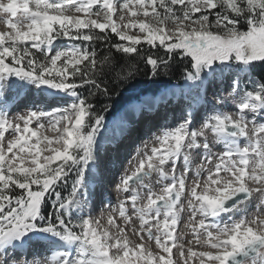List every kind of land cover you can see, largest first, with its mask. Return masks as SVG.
Wrapping results in <instances>:
<instances>
[{"label":"snow or ice","instance_id":"1","mask_svg":"<svg viewBox=\"0 0 264 264\" xmlns=\"http://www.w3.org/2000/svg\"><path fill=\"white\" fill-rule=\"evenodd\" d=\"M0 13L7 17V30L0 31V76L26 78L76 97L63 108L0 118V242L20 237L44 221L41 230L80 241L88 249L91 258L74 264H173V247L179 254L176 264L181 259L183 264H229L242 252L254 253L264 264V124L247 118L245 110L256 107L247 101L238 104V115H212L198 130H190V121L185 120L165 131L156 137V143L167 144L162 153L145 145L131 175L121 177L116 185L119 191L131 193L132 214L127 199L118 207L123 224L112 212L106 218L70 217V205L81 186L84 166L94 159L95 136L107 111L104 105L97 110L92 101L109 97L140 71V63L150 76L168 74L173 60L180 57L189 65L185 74L197 78L202 69L215 64L264 61V0H33L32 6L29 0H0ZM114 14L120 24L113 20ZM169 24L173 27L167 28ZM136 28L145 35H129ZM61 37L90 43L49 54L47 46ZM141 39L151 48L164 49V55L138 47ZM113 50L129 56L136 53V65L113 75L118 67ZM234 91L235 87L229 95ZM262 93L264 86L246 95L261 100ZM42 121H47L53 136L40 131ZM33 122L35 128L30 127ZM230 129L242 142L213 151L209 133L217 140V134ZM197 147L204 150L203 160L188 184L190 168L185 165ZM181 158L184 171L177 174ZM141 173L145 177L156 173L171 182L155 192L144 179L139 183L146 190L142 195L130 186ZM185 192L187 207L181 202ZM238 193L259 194L261 212L223 227L211 224L207 216L227 211L224 202ZM243 203L238 200L232 207ZM45 204L51 209L47 215ZM186 210L191 215L185 227L191 229L200 250H194L191 241L186 242L188 247L178 243L183 235L177 225ZM129 227L138 243L129 239ZM145 237L158 253L146 246ZM0 264L36 261L8 260L0 253ZM41 264H48L47 259Z\"/></svg>","mask_w":264,"mask_h":264},{"label":"rangeland","instance_id":"2","mask_svg":"<svg viewBox=\"0 0 264 264\" xmlns=\"http://www.w3.org/2000/svg\"><path fill=\"white\" fill-rule=\"evenodd\" d=\"M5 2H7V0H5ZM18 2H20V0H18ZM29 2H30V6H32L33 0H29ZM50 2H59V0H50ZM81 15H83V14H81ZM93 18H95V17H93ZM6 19H7V17L3 13H0V31H6L7 30V27L5 24ZM113 20L116 21L117 24H120V21L118 20V18L115 14L113 16ZM172 27H173V25H171V24L167 25V28H172ZM107 30L110 32V29H107ZM97 31H100V30H97ZM133 34L139 35L141 37L143 35H145V34H141L139 32L138 28L132 29L131 31H129V35H133ZM88 43H90V42H85L83 40L68 39V38L61 37V38L55 39L52 42V44L48 45L47 47L49 49V54H55L56 52H58L60 50L67 49V48H75L77 46L82 47ZM142 44L147 45L146 41H144L143 39H141V45ZM157 44H158V42H157ZM159 49L164 50L162 48H159ZM236 62H238V61L232 60V61L228 62V63H230V65H227L226 63H222L219 65L215 64V65L211 66L210 68H204L201 70V72L199 73L197 78H190V82L189 81H187V83L185 82V84L188 85L187 89L192 88V85L194 86V85H197V83L199 84L198 88H195L191 91V94H192L191 96L197 98V101L195 104L199 105L202 102V105H201L202 107L200 106L198 108V110L200 108L201 109L198 111L197 115L194 118L193 117L189 118L188 116L190 113V111H189L190 108L188 106L187 112L183 111L175 119V121H173V123H175V125L179 123L178 126H180L185 120H188V121L191 120L190 124H189L190 130H198L200 127L194 129V127H192L190 125L194 123L195 127H197V124H199V126H201L208 117L215 115V114L222 115L224 113H227V114L236 116V115H238V111H240V109L238 108V104L240 102L247 101L250 104H254L256 106L255 109L250 108L248 110H245V114L247 115V118L249 120H254L258 124H264V102H263V99L255 100L254 98L246 95L248 92L259 91L261 84L253 75L251 67H248L249 65L245 66V64L241 63L240 65H241L242 69H239L238 71H236L234 69V67H235L234 63H236ZM217 66H219L222 70H224L225 68L232 70V74H228L227 76H223L218 71ZM219 75H221L220 78H219ZM219 79H221V80H219ZM198 80H199V82H197ZM234 82H235V84H234ZM41 85L42 84H38L35 81L28 80L26 78L17 77L15 75L0 76V99H5L6 98L5 96H8V95L9 96L10 95L15 96V95L20 94V93L21 94L25 93V95H27L26 97L31 98L33 96V94L36 91H38V89L40 88ZM187 85H185V87H187ZM234 87H235V91L230 96L229 93L232 92ZM182 92H185V90H182ZM134 94H136V93H134ZM137 94H139V93H137ZM203 95H207V98L204 97ZM139 96H140V94H139ZM150 97L151 96L149 95V93L146 95H142L140 97V99L138 100V102L141 104L145 103L148 105ZM69 98L70 99L67 101V103L65 105H63L64 107H66L68 103H71L73 100H75L74 96L69 95ZM24 102L27 103L28 99L23 100V102H21L19 107L12 106V108L10 110H6V111H3L1 109L0 110L1 111L0 112V118L6 117V118H9V120H12L15 116L25 114L28 111H32V110L46 111L44 109V107L43 108L40 107V103H38L37 101H34L33 103H31V104L35 103L36 108L31 107V106L30 107L21 106V105H23ZM120 111H121V109H120ZM149 112H150V110L141 111V113L137 116V120H135L134 114L129 117V119H131V118L134 119L133 124H130L128 126L127 132H125V134L123 135V138L121 140L115 141L117 143V145H120L122 147V149L124 148V151L120 152L121 153L120 157H122L123 161L121 162V164L118 166L117 170L115 171L116 179H115V185L112 186V193L111 192L108 194L106 193L103 197H100L98 194V196H99L98 197L96 195V191L98 189H101L102 187L101 188L96 187V189L94 190V194H95V199H97V202H95L93 204H89V205L86 201V197L88 198L86 192H88V190H89L88 182L92 180V176H90V180H89V174L92 172V168L90 167L92 160L89 161L86 166H84L83 179H82L81 186L78 190L77 197L74 199V201L70 205V217H71V219L77 220V219H81V218H87L90 216L100 217L101 215L105 216V218H106L108 213L112 212L117 218V223L123 224V221L119 219L118 207H119L120 202L122 200H125V199L128 200V203L126 204V208L129 210V214H132L131 213L132 205H131V200H130L131 193H125L124 194L123 191L117 190V187H116L117 183L120 181V179H121V177H123V175H131V172L135 169L136 164H137V159H136L137 153L143 152L145 145L148 146V149L150 151L151 147H153L154 144H157V145L159 144V143H156V137H158L160 135L162 136V134L165 132L166 129H167L166 131H170V130H174L176 128V126L173 124L174 126L173 125L171 127L167 126V127H165L166 129L164 128L163 130L160 129L162 124L156 123L157 119L155 118V116L156 115H162V113L158 114L156 112H152L151 116L145 117V115ZM117 113H119V111ZM117 118H118V116H117ZM129 119H128V121H129ZM143 120L147 123L146 125L148 128L146 130H144L143 132H140L139 134H136L134 136V139L138 140V142L136 143L134 141V143H133L131 140L127 144H125L126 141L129 140L130 137L133 135L130 133L132 131V129H133V133H135L137 130L140 129L141 126H144V128H146V125L144 124ZM85 121H87V116L85 117ZM136 121H140V123L136 125L137 128H135L136 126L134 125ZM43 123H44V128L40 129V131L43 132L45 135L53 136L54 132L48 127L47 121H43ZM124 123L125 124L121 125L122 127L120 126L121 127L119 129L120 133H118V135H120L122 133V131L124 130V126L126 125L127 121ZM195 123H197V124H195ZM101 125H102L101 127H103V132L109 126L108 123H106V122H102ZM168 125H170V124H168ZM30 127L35 128L36 127L35 122H33V124H31ZM116 129H118V127H116ZM100 132H101L100 130L97 131V133H96L97 138H95V141H94V150H96L97 154L101 153V148H100V152H98L97 151V145H96V144H98V142H100L99 140H101V137H99ZM231 133H232V130H228V131H226V133H222L221 135L217 134L218 135L217 140H216L214 134L209 133L210 134L209 142L213 147V151L219 152V151H223V150L231 147L230 145H227V144H221V145L219 144L218 145V143L220 142L219 140H221V138L222 139L224 138L225 140H227L230 137L231 142H236V143L242 142L241 138L235 137ZM114 135H115V133H107L106 135H104L102 137V139L103 138L107 139L105 137H113ZM6 137H8L9 139L11 138L10 136H8L7 131H6ZM33 140H34V138H33ZM115 140H116V138H115ZM221 142H223V141L221 140ZM41 146L43 147V144ZM94 150H93V156L95 154ZM203 151H204L203 149L197 147L195 150H192V152L189 154L190 163H189V165H187L190 168V172L187 174V183L188 184H191L193 178L195 177L196 169L201 164L200 161L202 159L201 157H203ZM116 157L117 158L119 157L118 152L116 153ZM95 158H97L96 155L94 156V159ZM178 163H179V165L180 164L182 165V168L180 167V169H179L180 171H178L177 174L182 173L184 171L183 160L181 159ZM89 167H90V170L88 173ZM168 167L170 168V165ZM122 172H125V173H122ZM141 174H142V179L139 181H135L133 183H130V186L136 187L138 190L141 191L142 195L144 194V192L146 190L142 189L140 187L139 183H142L144 179H145V183L149 184L152 187L153 191H155V192H159L160 189L163 187V186H161L160 183H164V182L159 180L158 174L154 173L151 177H145V175H146L145 173H141ZM108 175H109L108 172H106L104 176H108ZM147 175H150V174H147ZM206 176H207V173L206 172L203 173V177L206 178ZM166 183H170L169 180H166ZM113 187H115L116 189L115 188L113 189ZM83 194H85V195H83ZM103 194H104V192H103ZM188 195L189 194L187 192H185L181 196V202L185 204V207H187V200L185 199V197ZM258 196H259V194L251 195L247 200L244 201L242 206L238 205L239 208L235 212H234V210L233 211L232 210L226 211L225 213L227 215L228 214L229 215L227 216L225 214V217L222 220L219 219V221H215L214 218H208L209 215L207 216V220L211 224L217 225V227H223V226H227V225L232 224L233 222L241 219L242 217L256 215V214L261 212V210L258 208V205L260 203V201L258 200ZM118 197H120L119 198V199H121L120 201H119ZM114 201L116 202V204H114ZM230 211H232V214L230 213ZM262 214H264V213H262ZM190 215H191L190 212L187 210L181 213V220L177 225V232L182 233L183 238L180 241H178V243H184L185 247H188L189 245L186 242L191 241V246L194 248V250H200L199 247L195 244V237H194V234L191 232V229L188 227H185L186 224L190 223V220H189ZM161 219H162V217H161ZM44 223H45L44 221H39L36 228L25 232L22 236H24L25 234L26 235H28V234L33 235L37 232L38 233L45 232L46 235L52 236L55 239H57V238H58V240L61 239L60 235H57L55 232H48V231L41 230ZM134 226L137 229L139 228V221L138 220H135ZM126 231L128 233L130 240H132L134 243L139 242L137 237L133 234L131 227L126 229ZM203 238H206V237H202V239ZM66 242L70 244V247L62 252V256L60 257V260H62V258H66L69 260L70 264H74V262L77 259L87 260V259L91 258L90 254L88 252V249L82 244V242L75 241V240H72V241L66 240ZM145 244H146V246L150 247L154 253H158L160 251L155 246L154 242L149 243L147 241L146 237H145ZM36 251L37 252H35V253L31 252L30 254H27V255H17V254L10 252L8 250L6 254H4V253H2V254L8 260H19L20 258H23L25 261L35 260L36 264H41L42 261L47 259V256H46L47 254L43 253V251L41 249H38ZM178 256H179V254L176 252V248L173 247V251H172L173 264H176V260H177ZM254 258L256 259V264H260V259L258 257H256V255L254 257L247 259L246 261H244L240 264H252ZM181 264H183L182 259H181ZM190 264H191V262H190Z\"/></svg>","mask_w":264,"mask_h":264},{"label":"bare ground","instance_id":"3","mask_svg":"<svg viewBox=\"0 0 264 264\" xmlns=\"http://www.w3.org/2000/svg\"><path fill=\"white\" fill-rule=\"evenodd\" d=\"M246 66V65H245ZM220 74H222V72L220 73ZM223 75V74H222ZM219 80H221V79H219ZM198 82H199V80H198ZM49 89H51V90H49ZM38 90H42V91H48L49 93H51V94H55V93H60V95H65V94H68V93H66V91H62V90H57V89H54V88H51V87H49V86H46V85H41L40 86V88L38 89ZM51 91V92H50ZM27 95H25V93L23 94H17V95H15V96H13V95H8V96H5L6 98H5V100L6 101H8L9 99L11 100V101H20V100H22V99H24V97H26ZM161 96H165L166 98L164 99V100H166V102L163 104V105H161L162 104V102L164 101V100H162L161 102H159V98L161 97ZM174 96L175 95H172V92H171V89H170V87H166V88H164L163 90H161L156 96H155V101L156 102H151V103H149L148 105H145L144 106V109H142V110H140L139 112H136V108H135V112H134V109H133V104L132 103H129V104H127L122 110L123 111H121L119 114H118V118L116 117L115 118V120H113V121H111L108 125V127L105 129V131L101 134V140H99L100 142H98V144H96L97 145V151L98 152H100V148H101V153H99V154H97L96 153V150H95V155H96V157L97 158H99V156L100 155H102V153L107 149V145L109 144V137H105V138H107V139H102V137L104 136V135H106L107 133H112L111 131H112V129L114 128V126L115 127H118L119 129L122 127L121 125L122 124H125L124 122H126L127 121V123H126V125L124 126V130L122 131V133L120 134V135H118V133L117 134H115L113 137H110L111 138V142H114V153L116 154L117 152H118V154H119V157L121 156V153L120 152H122V151H124V148L122 149L121 148V146L120 145H117V143L115 142V141H119V140H121L122 138H123V135L125 134V132H127V129H128V126L130 125V124H133V122H134V119L133 118H131V119H129V117L131 116V115H133L134 114V116H135V120H137V116L141 113V111H145V110H150V112L149 113H147L146 115H145V117H149V116H151V113L152 112H156V113H162V115H156L155 116V118L157 119L156 121V123H158V121L159 122H170V121H172L173 120V118L175 117V113H176V110H175V106L176 105H178L179 104V101L177 100V99H173L174 98ZM37 97V96H36ZM4 98V97H3ZM30 98V97H29ZM207 98V97H206ZM47 99H52V100H57V98H49V97H46L45 99H43L44 100V102H46L47 101ZM207 101V100H206ZM2 102V101H1ZM54 102H56V101H54ZM5 104V103H4ZM145 104V103H144ZM144 104H141V103H137L136 105H134V106H143ZM10 106H11V104L9 103V101H8V104H7V106H6V108H10ZM132 106V107H131ZM160 106V107H159ZM198 108L199 107H197L196 106V108L194 109V112H193V114H192V116H195V115H197V113H198V111L201 109H199L198 110ZM1 110V109H0ZM4 114V113H3ZM186 115V114H185ZM189 115H190V113H189ZM128 119H129V121H128ZM144 121V120H143ZM179 121V120H178ZM191 121V120H190ZM43 122V121H42ZM114 124H113V123ZM194 122V121H193ZM192 122V123H193ZM115 123H116V125H115ZM140 123V121H136L135 122V126L137 125V124H139ZM113 124V125H112ZM144 124L146 125L147 123L144 121ZM179 124V123H178ZM178 124H174L175 126H176V128H178L179 126H178ZM195 124H197V123H195ZM118 125V126H117ZM173 125V126H174ZM113 126V127H112ZM121 126V127H120ZM139 126V125H138ZM190 126H192V127H194V129L195 128H199V127H201V126H199V124H197V127H195V125H194V123L193 124H191ZM140 127V126H139ZM135 128H137V126L135 127ZM146 128H147V125H146ZM175 128V127H174ZM175 128V129H176ZM140 129L142 130V129H144V126H141L140 127ZM162 129H164V128H162ZM166 129V128H165ZM167 130V129H166ZM165 130V131H166ZM149 131V130H148ZM146 132V131H145ZM131 134H133V129H132V131L130 132ZM162 133V132H161ZM224 133H226V132H224ZM155 134V133H154ZM220 135L222 134V133H219ZM5 135H6V132H5ZM226 135V134H225ZM161 136V135H160ZM209 136H210V134H209ZM218 136V135H217ZM144 137V136H143ZM221 137V136H220ZM224 137V136H223ZM226 137V136H225ZM115 138H116V140H115ZM220 139V138H219ZM221 140L224 142H221ZM221 140H219L220 142L218 143V145L220 144H227V145H230V146H232L233 144H236V142H231V140H230V137L227 139V140H225L224 138L222 139L221 138ZM150 142V141H149ZM147 144V143H146ZM145 145V144H144ZM154 146L155 147H157L159 150H160V152L162 153L163 152V150H164V148H167V144H164L163 146L161 145V144H154ZM134 154V153H133ZM159 154V153H158ZM94 155V156H95ZM97 158H95L94 160H97ZM202 159H203V157H201ZM182 159V158H181ZM202 159H201V161L200 162H202ZM131 160V159H130ZM136 160V159H135ZM134 160V161H135ZM115 164L116 163H114L113 162V167L115 166ZM105 166L107 165H109V164H104ZM104 165H103V167L101 166V165H99V168H97V170L95 171V176L94 177H92V180L91 181H89L88 182V185L89 186H92V187H94L93 188V191L96 189V187H102L101 189H98L97 191H96V195L98 196V194L103 190V185H101V184H99V182H98V178H99V176H104L105 175V173H106V171H105V167H104ZM181 165V164H180ZM179 165V163H177V172L178 171H180L179 169H180V167L182 168V165L180 166ZM187 166V165H186ZM91 167V166H90ZM90 167L88 168V173H89V170H90ZM170 167H171V165H170ZM191 167V166H190ZM122 169V168H121ZM92 172H93V166H92ZM122 173H125V172H122ZM108 174H110L109 172H108ZM123 176H125V175H123ZM161 179H163L164 181H162V182H164V183H160L161 184V186H164V184H166V180H169V182H171V178H167V177H159V180L161 181ZM89 180H90V174H89ZM115 187H113V189H114ZM116 189V188H115ZM118 190V189H117ZM98 192V193H97ZM112 193V192H111ZM124 194H125V192H124ZM83 195H85V194H83ZM120 197H118V199H119ZM87 203H88V205L89 204H91L90 202H93V201H95L96 199H95V194H94V196H93V198H92V200H90L89 198H87ZM121 199H119V201H120ZM114 204H116V202L114 201ZM239 208V206L237 205V207H235V208H233L232 209V211L234 210V212L235 211H237V209ZM88 209V208H87ZM89 210V209H88ZM228 211V210H227ZM232 211H230V213L232 214ZM226 211H219L218 210V214L217 215H215V216H212V215H210L209 214V217L208 218H214V220L215 221H219V219H223L224 217H225V213ZM227 215V214H226ZM229 215V214H228ZM227 215V216H228ZM217 226V225H216ZM32 238H34L33 240H34V242L35 243H31V244H28V251L27 252H30V251H32V250H34L35 248H34V246H37L39 243H42L43 241H48V240H50V241H55L56 239L54 238V237H52V236H49V235H32L31 236ZM26 241V237L25 236H20V237H15V238H12L11 240H8V241H4V242H1V248H3V247H10V248H13L14 249V247L13 246H11V244L13 245V244H15V243H17V242H25ZM61 242H58V244H60ZM41 245V244H40ZM70 247V246H69ZM68 247V248H69ZM21 248L22 247H18V249L19 250H21ZM60 249V247L58 248V249H56V252H53V254H51V255H49L48 256V258H47V261H48V264H63V261H60L59 259H58V257H59V250ZM7 252L5 251V253L4 254H6Z\"/></svg>","mask_w":264,"mask_h":264},{"label":"trees","instance_id":"4","mask_svg":"<svg viewBox=\"0 0 264 264\" xmlns=\"http://www.w3.org/2000/svg\"><path fill=\"white\" fill-rule=\"evenodd\" d=\"M108 31V30H106ZM109 32V31H108ZM103 34V33H101ZM114 36V34H112ZM118 39V38H117ZM138 47H142L146 51L155 52L157 55L163 56L164 50L159 48H151L148 44H142ZM113 63L118 67L113 72V75L116 72L123 74L126 71L131 70L130 66L136 65L137 54L133 53L131 56L126 55L122 52H117L113 50L112 52ZM237 65L240 62H236ZM188 62L183 58L176 57L172 62L171 70L168 74L161 75H148L146 74L147 68L143 63L139 64L140 71L137 74L133 75L128 80H125L123 84H120L116 87L109 95V97H96L92 103L95 104L97 110L101 105L107 107V111L103 113L104 119H109L112 115L117 112L124 104L130 101L133 97H137L139 94H145L148 91H159L165 86H168L171 83H181L188 76L185 74L184 69L187 68ZM252 73L255 78L260 82L261 86H264V61H258L251 64ZM136 93V94H134ZM139 93V94H137ZM264 95V93H262ZM264 101V99H263ZM63 183V182H61ZM70 183V180H69ZM67 188H63V192H67ZM50 206L45 204L43 212L47 215V212L50 211Z\"/></svg>","mask_w":264,"mask_h":264},{"label":"water","instance_id":"5","mask_svg":"<svg viewBox=\"0 0 264 264\" xmlns=\"http://www.w3.org/2000/svg\"><path fill=\"white\" fill-rule=\"evenodd\" d=\"M230 130H231V129H230ZM232 131H233V130H232ZM141 179H142V175H141V174H138L136 177H134V178L132 179V181H130V183H133V182L138 181V180H141ZM249 197H250V196H247V194H245V193H238V194H236L235 196L231 197L229 200H226V201L224 202L223 207H224L225 209L231 210V209H233L232 205H233V204H236V202H237L238 200H243V201H245V200H247ZM253 256H255L254 253H248V254H245V253H243V252H242V253H238L236 256L230 258L229 264H240V263L246 261L247 259H249V258H251V257H253Z\"/></svg>","mask_w":264,"mask_h":264}]
</instances>
